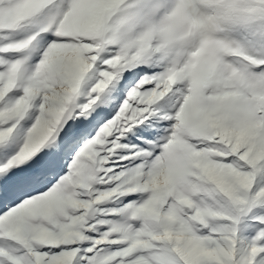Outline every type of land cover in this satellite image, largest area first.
<instances>
[{
    "label": "snow or ice",
    "instance_id": "obj_1",
    "mask_svg": "<svg viewBox=\"0 0 264 264\" xmlns=\"http://www.w3.org/2000/svg\"><path fill=\"white\" fill-rule=\"evenodd\" d=\"M0 264H264V0H0Z\"/></svg>",
    "mask_w": 264,
    "mask_h": 264
}]
</instances>
